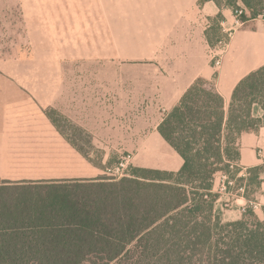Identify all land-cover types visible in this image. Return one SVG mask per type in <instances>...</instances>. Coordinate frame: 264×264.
<instances>
[{"label": "crops", "instance_id": "0c3cea01", "mask_svg": "<svg viewBox=\"0 0 264 264\" xmlns=\"http://www.w3.org/2000/svg\"><path fill=\"white\" fill-rule=\"evenodd\" d=\"M35 2L36 30L43 35L49 31L52 41L65 42L68 47L83 42L84 47L97 48L98 54L80 57L85 61L147 65V71L77 73L66 86H0V188L20 190L97 179L104 174L107 161L126 153L132 155L134 168L176 173L183 160L164 141L158 127L188 88L197 79L214 83L227 110L237 84L264 66V17L236 25L234 10L225 3ZM229 31L226 46L218 51L222 34ZM214 53L220 56V66H215ZM0 76L16 79L9 72H0ZM260 112L256 117H262ZM55 118L65 121L66 128ZM81 135L100 151L98 165L79 146ZM238 147L241 170L264 165V127L242 133ZM144 154L164 162L141 166ZM259 182L262 193L255 194L253 213L264 223L263 178ZM222 183V176L213 183L212 191L219 195L215 211L224 222L239 221L250 202L244 195L220 191Z\"/></svg>", "mask_w": 264, "mask_h": 264}, {"label": "trees", "instance_id": "16d2710c", "mask_svg": "<svg viewBox=\"0 0 264 264\" xmlns=\"http://www.w3.org/2000/svg\"><path fill=\"white\" fill-rule=\"evenodd\" d=\"M212 1L241 5V22L264 12V0ZM260 127L264 66L237 84L227 110L214 83L197 79L158 127L183 160L178 172L0 188L15 192L0 196V264H264V223L249 210L222 221L212 192L217 173L241 171L239 136Z\"/></svg>", "mask_w": 264, "mask_h": 264}, {"label": "rangeland", "instance_id": "374dc122", "mask_svg": "<svg viewBox=\"0 0 264 264\" xmlns=\"http://www.w3.org/2000/svg\"><path fill=\"white\" fill-rule=\"evenodd\" d=\"M35 8V0H0V72H9L12 77L16 78L5 79L0 76V86L50 87L57 86V83H63L62 86H66L67 83L74 80L71 75L77 73L147 71V65L98 63L83 60L80 57L88 56L91 53L96 55L98 49L84 47L82 46L83 42L76 43L75 47H68L65 42L52 41L49 31L46 35H43L40 30H36ZM44 18L49 19L51 17ZM222 38H226V42L229 40L226 33L222 34ZM70 56H74L75 59L71 60L68 58ZM124 58L126 57L124 56ZM57 73H60V75H56ZM18 74L21 75L20 78ZM260 113V109L254 107V116L260 115ZM55 120L61 127L66 128L67 123L65 121L60 118H55ZM77 139L79 146L88 150L92 154V162L98 165L100 151L90 146L87 136L81 135ZM116 162L117 159L107 161L102 177L110 178L105 174V170ZM162 162L164 161L149 159L144 154L140 160V165L154 167L162 165ZM261 167L263 173L259 177L263 178L264 182V165ZM135 169L138 168H134L131 164L127 175H131ZM221 176L227 178L224 181L222 179V181L226 182L228 194L230 196L246 195L250 202L246 209L253 211V205L256 204L255 194L262 193L258 192L259 177L254 173L229 168L228 173H217L214 181L218 182ZM262 188H264V185H261L260 189ZM22 192H18L19 195L27 196L31 194V192ZM212 192L217 193L216 191ZM13 193L15 192L2 190L0 196ZM259 196L260 194L257 197ZM220 208L218 207V209ZM223 208L228 209V207ZM216 213L218 214V211Z\"/></svg>", "mask_w": 264, "mask_h": 264}, {"label": "built area", "instance_id": "2783aa9c", "mask_svg": "<svg viewBox=\"0 0 264 264\" xmlns=\"http://www.w3.org/2000/svg\"><path fill=\"white\" fill-rule=\"evenodd\" d=\"M234 10V9H233ZM246 11L242 7H238L237 9L234 10V17H235V24L236 25H241V16L245 13ZM264 16V12L263 15ZM227 34V36L230 38L231 32H224ZM226 46V38H221L218 42V51L222 50ZM214 61H215V66H220V56L214 53ZM132 155L129 153H126L122 155L115 164H113L111 167H108L105 170V174H107L111 179L119 180L123 177H127L128 170L130 168V165L132 164ZM231 169H234L235 166L233 164L230 165ZM223 181L226 180L227 178L225 176H222ZM220 191L222 192H227L228 187L226 185V182H223V185L220 188ZM254 208H256V204L253 205Z\"/></svg>", "mask_w": 264, "mask_h": 264}]
</instances>
